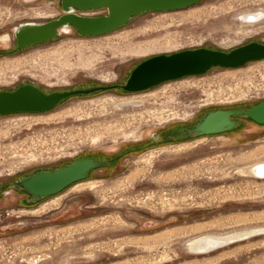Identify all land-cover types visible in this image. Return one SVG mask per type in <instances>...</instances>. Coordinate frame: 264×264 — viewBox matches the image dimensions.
<instances>
[{
    "label": "rangeland",
    "instance_id": "374dc122",
    "mask_svg": "<svg viewBox=\"0 0 264 264\" xmlns=\"http://www.w3.org/2000/svg\"><path fill=\"white\" fill-rule=\"evenodd\" d=\"M259 9L264 0H201L96 36L69 28L0 53V89L123 83L154 54L264 41V17L237 18ZM61 13L60 0H0V50L14 45L16 25ZM261 100L264 59L0 115V264H264V179L248 169L264 160V124L240 115L219 134L190 129L207 110ZM90 155L108 164L53 195L34 197L15 182ZM208 236L221 241L198 247Z\"/></svg>",
    "mask_w": 264,
    "mask_h": 264
},
{
    "label": "water",
    "instance_id": "95a60500",
    "mask_svg": "<svg viewBox=\"0 0 264 264\" xmlns=\"http://www.w3.org/2000/svg\"><path fill=\"white\" fill-rule=\"evenodd\" d=\"M201 0H60L62 13L45 21H27L13 30L14 45L0 53H12L25 47L53 39L64 29L73 28L83 36L108 33L128 23L129 19L147 11L174 10ZM103 9L102 14L88 12ZM264 59V41L250 40L229 49L200 46L170 53H158L138 61L123 83L91 84L45 91L27 82L13 89H0V115L19 112H44L76 95L97 91L123 90L140 92L168 80L203 74L212 67L235 68L250 61ZM244 115L264 124V100L248 107L217 108L205 111L191 126L196 136L218 134L236 126V116ZM159 136L153 137L157 141ZM105 159L84 157L52 170H42L16 179V183L36 197L53 195L68 185L84 179L91 169L102 166ZM261 169L257 167L256 171ZM264 172V166H263ZM263 175L264 173L258 174Z\"/></svg>",
    "mask_w": 264,
    "mask_h": 264
},
{
    "label": "bare ground",
    "instance_id": "6f19581e",
    "mask_svg": "<svg viewBox=\"0 0 264 264\" xmlns=\"http://www.w3.org/2000/svg\"><path fill=\"white\" fill-rule=\"evenodd\" d=\"M27 13V12H26ZM264 17V10L262 9H259V10H254V11H249V12H246V13H243V14H239L237 16L238 20H240V22L242 23H253V22H256L258 20H260L261 18ZM68 29V28H67ZM67 29H64L65 31H67ZM62 30V32L64 31ZM6 39V36H1L0 37V41H4ZM237 126V124H236ZM235 126V127H236ZM219 134V133H218ZM204 136V135H202ZM98 138V137H97ZM96 140V139H95ZM95 159V158H94ZM97 159V158H96ZM263 166H264V160H261V161H257V162H254L253 164H251L248 169L253 173V175L259 179H264V176L263 175H258V174H261V173H264L263 172ZM257 167H261V169L258 170V172L256 171V168ZM45 207V206H44ZM43 207V208H44ZM41 208V207H40ZM39 209V207H38ZM36 210V209H35ZM81 211V210H80ZM66 219V218H65ZM210 236V235H209ZM202 237V238H197L195 239L194 241L197 243L198 247H205V246H212L216 243H220L221 240H218L217 238H213L212 236L211 237ZM226 236V235H225ZM234 236V235H233ZM219 238V237H218ZM221 238V237H220ZM231 238V237H230ZM195 243V244H196ZM218 243V244H219ZM193 244V243H192ZM204 249V248H203ZM205 251V250H204Z\"/></svg>",
    "mask_w": 264,
    "mask_h": 264
},
{
    "label": "flooded vegetation",
    "instance_id": "af4514ba",
    "mask_svg": "<svg viewBox=\"0 0 264 264\" xmlns=\"http://www.w3.org/2000/svg\"><path fill=\"white\" fill-rule=\"evenodd\" d=\"M85 157V156H84ZM89 157H92V158H97V159H100L101 157H102V159H104V157L102 156V155H99V156H97V155H90ZM106 160V163L104 164V165H107L108 163V161H109V158L107 159H105ZM112 164H109L108 166H107V168H110V166H111ZM55 169V168H54ZM37 172V171H36ZM36 172H34V173H32V174H35ZM32 174H25V175H22V176H30V175H32ZM22 176H20V177H22ZM31 195V194H30ZM32 196H34V195H32ZM34 197H36V196H34Z\"/></svg>",
    "mask_w": 264,
    "mask_h": 264
},
{
    "label": "trees",
    "instance_id": "16d2710c",
    "mask_svg": "<svg viewBox=\"0 0 264 264\" xmlns=\"http://www.w3.org/2000/svg\"><path fill=\"white\" fill-rule=\"evenodd\" d=\"M121 91H123V90H121ZM123 92H125V91H123ZM171 133L173 134V133H175V132H171ZM163 140H168V138H167V139H163ZM98 167H99V166H98Z\"/></svg>",
    "mask_w": 264,
    "mask_h": 264
}]
</instances>
